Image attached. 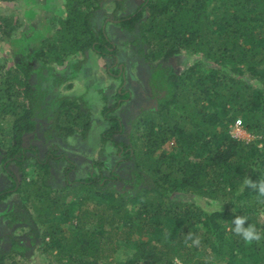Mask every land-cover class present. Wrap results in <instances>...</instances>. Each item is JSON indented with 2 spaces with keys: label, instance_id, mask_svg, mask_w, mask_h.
<instances>
[{
  "label": "trees",
  "instance_id": "1",
  "mask_svg": "<svg viewBox=\"0 0 264 264\" xmlns=\"http://www.w3.org/2000/svg\"><path fill=\"white\" fill-rule=\"evenodd\" d=\"M104 1L115 2L113 16L97 23ZM34 3L24 0V15L34 14ZM63 5L65 15L43 12L18 37L21 18H0V41L17 58L0 60V162L11 182L0 189V264H30L26 247L36 242L45 264H264V239L246 245L231 231L243 215L264 233V198L244 186L246 178L264 180V0H142L130 13L121 0ZM108 25L131 36L149 65L152 105L127 129L113 111L130 90L114 92L113 105L100 107L108 124L97 137L115 161L93 160L73 180L63 168L53 183L52 152L40 159L25 134L43 121L46 139L88 135L84 97L57 85L87 53L110 57L108 75L122 81ZM178 54L195 59L181 71L162 63ZM238 118L254 138L233 136ZM120 162L128 163L126 177L112 168ZM189 233L199 245L189 246Z\"/></svg>",
  "mask_w": 264,
  "mask_h": 264
},
{
  "label": "rangeland",
  "instance_id": "2",
  "mask_svg": "<svg viewBox=\"0 0 264 264\" xmlns=\"http://www.w3.org/2000/svg\"><path fill=\"white\" fill-rule=\"evenodd\" d=\"M53 3L49 4L51 8L50 15L52 17L58 15H65L66 10L64 9L63 0H51ZM124 1V7L126 9L124 13H130L135 10L136 7L142 2V0H121ZM35 4V5H34ZM29 7L33 10L40 12V15H32L30 17L23 14L25 10L24 0H0V18L7 16L10 22L15 21L17 17L21 18L19 29L13 32L12 36L18 37L21 31L28 30V26L36 25L39 22L40 16H43L42 8L40 5L34 3ZM114 1H104L102 6L97 11V23H101L103 19L112 18V11L114 10ZM28 8V7H27ZM46 9L48 5L46 4ZM123 11H119V15ZM108 37L113 41L117 47V60L121 62L124 67L125 77L122 81L115 79L114 76L108 75V66L112 62L110 57H99L93 56L91 53H87L86 59L81 63L80 68H77L71 78L61 84L57 85L58 92H67L73 95H81L84 97L86 103L90 107V129L86 137H80L77 135L67 136L64 138L51 137L46 139L44 136V130L47 128V124L40 121L37 125L36 131L28 132L25 134L27 142L32 146L38 148L37 156L44 160L46 156H49L50 152L54 157H59L60 161L56 162L55 158H47L50 164V170L53 177V183H60L62 181L61 169L72 168L66 174V178L73 180L76 177H84L88 171H90L93 160L103 161L104 159H111L115 161V151L113 148L107 149L106 147L101 152L100 142L98 141V135L102 129L107 127L108 122L104 121L100 115V107L104 104L107 107H111L116 99H114V92L119 89L130 90V96L125 102L117 107L113 113L121 115L122 120L125 122V127L128 129V120L135 117L140 108H144L152 105L150 96L149 86L147 80L150 74L149 65L142 58L136 49V46L131 42V36H124V34L113 26L108 25L106 27ZM31 31H27L29 36ZM83 57V56H82ZM81 56L79 58H82ZM16 55L7 40L0 41V60L5 62L7 66L11 65L16 60ZM194 56H187L184 54H178L162 63L171 66L179 71L187 68L194 61ZM58 71L55 73L60 75L65 68L58 67ZM70 70V69H69ZM121 85L119 86V84ZM50 84V83H49ZM56 90V91H57ZM230 132L233 136L241 139L249 140L254 138L247 130L243 127L239 130H233L230 128ZM124 137L125 136H121ZM123 139V138H122ZM169 146V145H166ZM112 154V155H111ZM117 155V154H116ZM12 165V164H11ZM121 167V169H120ZM114 168L119 177H126L128 171V163L120 162L118 165H114ZM12 173L19 179V172L13 166L10 167ZM65 176V175H64ZM11 182L6 175V172L2 169L0 162V189L10 186ZM179 197H182L179 195ZM13 200H17V196L14 194ZM18 201V200H17ZM16 229V227H15ZM13 229V236L19 238H26L27 231L19 232ZM5 237V235H3ZM2 237V238H3ZM7 239H1V243L6 245ZM38 242L26 247V258L30 264H45L43 256L38 252L36 246ZM1 248V247H0ZM175 264H182L177 261Z\"/></svg>",
  "mask_w": 264,
  "mask_h": 264
},
{
  "label": "clouds",
  "instance_id": "3",
  "mask_svg": "<svg viewBox=\"0 0 264 264\" xmlns=\"http://www.w3.org/2000/svg\"><path fill=\"white\" fill-rule=\"evenodd\" d=\"M244 186L256 191L258 199L264 198V180L253 181L250 178H246ZM231 231L233 234L241 237L246 245H251L253 242L259 243L262 239H264V233L258 231L254 224L248 223V218L243 215H236L233 217ZM187 240L192 241V244L189 246L199 245L200 242L199 237H193L191 233L187 235L186 242Z\"/></svg>",
  "mask_w": 264,
  "mask_h": 264
},
{
  "label": "crops",
  "instance_id": "4",
  "mask_svg": "<svg viewBox=\"0 0 264 264\" xmlns=\"http://www.w3.org/2000/svg\"><path fill=\"white\" fill-rule=\"evenodd\" d=\"M46 1L47 0H35V2H36V4H39L40 5V9L42 8L43 10H42V12H47V13H49L50 14V11L49 10H47L46 9ZM32 8V7H31ZM34 12V15H37V13L40 15V13H41V11L40 12H37V11H35V10H33ZM42 15V14H41ZM39 20H40V18H39Z\"/></svg>",
  "mask_w": 264,
  "mask_h": 264
},
{
  "label": "built area",
  "instance_id": "5",
  "mask_svg": "<svg viewBox=\"0 0 264 264\" xmlns=\"http://www.w3.org/2000/svg\"><path fill=\"white\" fill-rule=\"evenodd\" d=\"M231 129L233 130H239L240 128H242V122L241 119H236L234 121V123L230 126Z\"/></svg>",
  "mask_w": 264,
  "mask_h": 264
}]
</instances>
